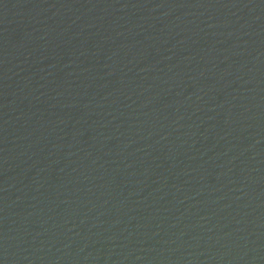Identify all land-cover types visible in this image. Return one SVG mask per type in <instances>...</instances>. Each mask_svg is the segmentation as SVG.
<instances>
[{
    "label": "water",
    "instance_id": "1",
    "mask_svg": "<svg viewBox=\"0 0 264 264\" xmlns=\"http://www.w3.org/2000/svg\"><path fill=\"white\" fill-rule=\"evenodd\" d=\"M0 264H264V0H0Z\"/></svg>",
    "mask_w": 264,
    "mask_h": 264
}]
</instances>
